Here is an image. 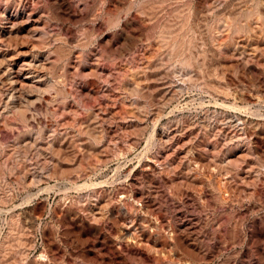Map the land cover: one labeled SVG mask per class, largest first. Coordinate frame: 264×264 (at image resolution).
<instances>
[{
  "label": "rangeland",
  "instance_id": "1",
  "mask_svg": "<svg viewBox=\"0 0 264 264\" xmlns=\"http://www.w3.org/2000/svg\"><path fill=\"white\" fill-rule=\"evenodd\" d=\"M260 3L0 0V264H264Z\"/></svg>",
  "mask_w": 264,
  "mask_h": 264
},
{
  "label": "bare ground",
  "instance_id": "2",
  "mask_svg": "<svg viewBox=\"0 0 264 264\" xmlns=\"http://www.w3.org/2000/svg\"><path fill=\"white\" fill-rule=\"evenodd\" d=\"M260 6H262L263 7V10H264V0H260ZM258 4V3H257ZM258 8V7H257ZM262 9V8H261ZM262 13V12H261ZM253 14V13H252ZM250 17V16H249ZM253 17V16H252ZM253 23V22H252ZM259 24H260V22H258ZM263 24V23H262ZM253 25V24H252ZM256 25V24H255ZM255 25H254V27H255ZM261 26V25H260ZM264 26V25H263ZM243 28V27H242ZM244 29V28H243ZM259 30H260V27L259 26H257V27H255V29H252V32L254 33L253 34V40H251L252 42L251 43H249L250 45H252L253 47H252V49H251V51H250V53L249 54H251L252 55V57H253V59L255 58L256 60H257V62H258V64H262V65H264V52L262 51V50H264V48L262 49V50H259L258 48H259V45H261V44H259L260 43V41H259V34H260V32H259ZM240 31H242V30H240ZM244 31V30H243ZM251 32V33H252ZM251 38V35H250V37H249V39ZM263 39H264V37H263ZM261 40V39H260ZM246 44V43H245ZM263 45V44H262ZM245 46V45H244ZM244 46L243 47H241L242 49H244L245 50V48H244ZM237 47V46H236ZM239 47V46H238ZM248 47V46H247ZM262 47V46H261ZM260 47V48H261ZM219 49H220V47H219ZM236 49V48H235ZM238 49V48H237ZM248 49V48H247ZM241 50V49H240ZM250 50V49H249ZM248 51V50H247ZM235 52V51H234ZM233 52V53H234ZM241 52V51H240ZM240 52H239V54H240ZM247 54H248V52H246ZM234 55H235V53H234ZM230 56V55H229ZM249 57V56H248ZM251 57V56H250ZM255 61V60H254ZM244 62V61H243ZM27 64V63H26ZM243 64H245V62L243 63ZM2 65V64H1ZM257 65V64H256ZM262 65H260V66H262ZM29 68H28V72L26 73V79L27 78H31V79H34L33 80V82H31V84H29V85H26V84H24V83H22L21 84V87H18V89L17 88H15L14 87V85H16V83H17V80H13V79H9V81H8V83H9V88L5 91V92H3V96H5L6 95V103H4V105H5V108H7L8 107V105L9 104H14V103H12L13 102V100H15L16 99V101H18L19 103H18V106H22V104H25V101L24 100H26V97H25V95H24V92H27V94H29V93H34V94H38V93H44L43 91H44V89H43V86L44 85H40L39 84V82H40V78H41V76L36 72V71H33L32 69H31V67L32 68H35L36 66H34V64L32 63V64H28L27 65ZM243 66V65H242ZM246 66H248V65H246ZM259 65H258V67L259 68H261ZM245 67V66H244ZM257 67V68H258ZM25 68V67H24ZM247 68V67H246ZM263 68V67H262ZM8 70H10V68L8 69ZM7 70V71H8ZM20 70V69H19ZM21 70H23V69H21ZM32 70V71H31ZM37 70V69H36ZM259 70V69H258ZM38 71V70H37ZM261 71V70H260ZM6 72V71H5ZM24 72H25V70H24ZM257 72V71H256ZM22 73V72H21ZM11 74V73H10ZM18 74V73H17ZM255 74V73H254ZM261 74H263V73H261ZM19 75V74H18ZM25 75V74H24ZM2 76V75H1ZM255 76H256V74H255ZM262 76V75H261ZM261 76H259V78H261V82L264 84V77H261ZM263 76H264V74H263ZM3 77V76H2ZM1 77V78H2ZM19 77V76H18ZM12 78V77H11ZM24 78V77H23ZM256 78V77H255ZM257 78H258V76H257ZM256 78V79H257ZM259 78H258V80H259ZM257 80V81H258ZM30 81V80H29ZM42 81V80H41ZM260 81L258 82V83H261ZM39 84V85H38ZM19 85V84H18ZM175 90V89H174ZM136 91V90H135ZM171 92H173V91H171ZM26 94V93H25ZM167 94V93H166ZM165 94V95H166ZM30 95V94H29ZM173 95H174V93L172 94V93H170V94H167V96L165 97V101L166 102H170L171 101V99H172V97H173ZM14 106V105H13ZM3 110H4V108H3ZM207 122V121H206ZM211 123V122H210ZM217 124V123H216ZM180 126H182V125H180ZM203 126H204V124H203ZM213 126H214V124H213ZM216 126V125H215ZM183 127H185V126H183ZM206 127H211V125L210 124H206ZM220 127V126H219ZM235 127H236V125H235ZM178 128V127H177ZM189 128L190 127H188V128H186V130L187 131H189ZM214 128V127H213ZM232 128H233V126H232ZM191 129V128H190ZM206 129V128H205ZM216 129V128H215ZM214 129V130H215ZM219 129V128H218ZM234 129V128H233ZM184 130V129H183ZM207 130V129H206ZM210 130H211V128H210ZM217 130V129H216ZM221 130V129H220ZM168 131V132H167ZM212 131V130H211ZM222 131V130H221ZM225 131V130H224ZM229 131V130H228ZM231 131H233V130H231ZM172 132V131H171ZM174 132V131H173ZM178 132V131H177ZM176 132V133H177ZM230 132V131H229ZM228 132V133H229ZM184 133H186V132H184ZM183 133V134H184ZM175 134V133H174ZM221 134V133H220ZM241 134H242V132H241ZM244 134V133H243ZM226 135V134H225ZM237 135V134H236ZM174 136H178V135H174ZM181 136H182V134H181ZM227 136V135H226ZM229 136V135H228ZM231 136H235V134H232ZM230 136V137H231ZM179 137V136H178ZM183 137H184V135H183ZM174 138V137H173ZM173 138H172V135H170V133H169V130H167V128H164L163 129V131H162V135L160 136V138H159V145H160V147L162 148V149H168V147H170V144H171V142H172V140H173ZM226 139V138H225ZM232 139V138H231ZM234 139V138H233ZM228 140V139H227ZM230 140V139H229ZM191 141V140H190ZM176 142V141H175ZM173 143V142H172ZM178 143V142H177ZM177 147V146H176ZM181 147V146H180ZM179 147V148H180ZM171 148V147H170ZM178 148V147H177ZM169 150V149H168ZM185 165V164H184ZM189 165V164H188ZM186 170V169H185ZM187 171V170H186ZM185 171V172H186Z\"/></svg>",
  "mask_w": 264,
  "mask_h": 264
}]
</instances>
